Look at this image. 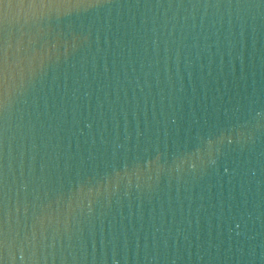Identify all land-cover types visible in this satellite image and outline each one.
I'll use <instances>...</instances> for the list:
<instances>
[{
  "label": "water",
  "instance_id": "water-1",
  "mask_svg": "<svg viewBox=\"0 0 264 264\" xmlns=\"http://www.w3.org/2000/svg\"><path fill=\"white\" fill-rule=\"evenodd\" d=\"M2 264H264V0H0Z\"/></svg>",
  "mask_w": 264,
  "mask_h": 264
},
{
  "label": "snow or ice",
  "instance_id": "snow-or-ice-1",
  "mask_svg": "<svg viewBox=\"0 0 264 264\" xmlns=\"http://www.w3.org/2000/svg\"><path fill=\"white\" fill-rule=\"evenodd\" d=\"M92 0H12V3L23 8L39 9L41 7L47 8L56 4H83L89 3ZM98 2V0H97ZM14 53L12 52V45L9 43L7 31L4 27L3 17L0 16V82L3 81L10 60ZM2 264V262H0Z\"/></svg>",
  "mask_w": 264,
  "mask_h": 264
}]
</instances>
